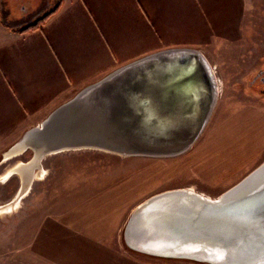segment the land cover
<instances>
[{
  "label": "crops",
  "instance_id": "1",
  "mask_svg": "<svg viewBox=\"0 0 264 264\" xmlns=\"http://www.w3.org/2000/svg\"><path fill=\"white\" fill-rule=\"evenodd\" d=\"M234 2L238 4V0H0V165L28 130L83 88L136 59L191 39L201 25L208 38L214 36L215 29L229 24ZM46 15L38 28L22 31ZM186 155L182 169L172 174L189 173L199 181L183 188L210 196L211 189L226 187L224 193L264 162L236 180L264 156V106H241L215 123ZM123 189L100 195L110 199L103 200V209L97 198V203L88 202L85 209L70 213L66 223L70 238L65 246L60 243L66 253L54 242L38 251L58 261L67 259L68 252L73 255L74 249L100 251L108 239L119 236L133 203ZM123 253L128 264L138 254L126 247Z\"/></svg>",
  "mask_w": 264,
  "mask_h": 264
},
{
  "label": "water",
  "instance_id": "2",
  "mask_svg": "<svg viewBox=\"0 0 264 264\" xmlns=\"http://www.w3.org/2000/svg\"><path fill=\"white\" fill-rule=\"evenodd\" d=\"M219 86L200 49L157 51L80 90L9 153L30 149L36 165L47 155L83 149L178 157L204 134ZM133 229L142 247L130 241ZM123 240L130 250L152 257L264 264V162L216 198L187 188L149 197L131 212Z\"/></svg>",
  "mask_w": 264,
  "mask_h": 264
},
{
  "label": "rangeland",
  "instance_id": "3",
  "mask_svg": "<svg viewBox=\"0 0 264 264\" xmlns=\"http://www.w3.org/2000/svg\"><path fill=\"white\" fill-rule=\"evenodd\" d=\"M197 7L203 6L197 2ZM191 34V39L176 41L168 48L200 49L215 69L220 83L219 99L205 132L241 106H264V0L234 2L229 24L223 29H215L214 36L208 38L202 25ZM186 154L156 158L122 156L92 149L51 154L40 161V167H34L31 172L34 176L25 194L22 192L26 187L24 179L14 169L19 164H29L34 153L28 149L8 156L9 159L1 161L0 165V209L16 202L18 205L0 212V264H128V257L123 255V233L136 206L160 192L198 183L199 180L189 173L172 174L182 169ZM262 161L264 156L248 166L236 180L246 176ZM121 187L127 189V198L133 203L128 207L117 238L108 239L98 252L74 249L73 255L68 252L67 259L61 261L38 251L44 244L52 242L58 250L67 251L60 243L65 246L70 238L66 224L70 213L84 208L88 202L97 203V198L102 199L99 208H105L103 200L108 203L110 199L99 196ZM225 188L211 189L210 196L219 197ZM44 233L46 237H42ZM78 243L79 239L76 245ZM132 258L131 264H204L141 253Z\"/></svg>",
  "mask_w": 264,
  "mask_h": 264
},
{
  "label": "bare ground",
  "instance_id": "4",
  "mask_svg": "<svg viewBox=\"0 0 264 264\" xmlns=\"http://www.w3.org/2000/svg\"><path fill=\"white\" fill-rule=\"evenodd\" d=\"M195 113H197V110L195 111ZM18 151H20V149H18V150H16V152L14 151V152H12V153H9L8 154V156H11V155H15V154H18L17 152ZM7 156V157H8ZM40 163V162H39ZM35 166H39L40 167V164H38V165H36V161H32V162H30L29 164H19L18 166H16L15 167V169L14 170H16V171H18L21 175H22V177H23V179H24V182H25V189L22 191L23 192V194H25L26 192H27V190H28V183L30 182L31 183V179L33 178V176H34V173H32V176H31V169H32V171H33V169H34V167ZM191 191H195V190H192V189H190ZM22 194V195H23ZM203 195V194H202ZM205 196V195H204ZM20 197V196H19ZM18 197V198H19ZM208 197V196H207ZM18 204H17V202L16 203H13V204H11V205H7V206H3L1 209H0V212H3V211H9V210H11V209H13V207H16ZM132 233L133 234H130L131 236L129 237L131 240V242H132V244L133 245H137V246H143V244H142V242L141 241H139V239L136 237L137 236V232H136V230H134L133 229V231H132ZM144 244H146L145 242H144Z\"/></svg>",
  "mask_w": 264,
  "mask_h": 264
},
{
  "label": "trees",
  "instance_id": "5",
  "mask_svg": "<svg viewBox=\"0 0 264 264\" xmlns=\"http://www.w3.org/2000/svg\"><path fill=\"white\" fill-rule=\"evenodd\" d=\"M47 16L48 15L44 16L43 18H40L36 23L31 24V25L23 28L22 31L38 28L44 22V20L47 18Z\"/></svg>",
  "mask_w": 264,
  "mask_h": 264
},
{
  "label": "flooded vegetation",
  "instance_id": "6",
  "mask_svg": "<svg viewBox=\"0 0 264 264\" xmlns=\"http://www.w3.org/2000/svg\"><path fill=\"white\" fill-rule=\"evenodd\" d=\"M263 72V71H262ZM263 74V73H262ZM262 81H264V78L262 77Z\"/></svg>",
  "mask_w": 264,
  "mask_h": 264
}]
</instances>
